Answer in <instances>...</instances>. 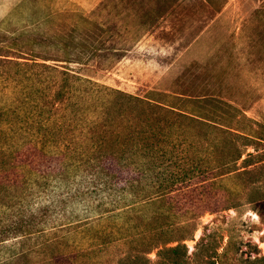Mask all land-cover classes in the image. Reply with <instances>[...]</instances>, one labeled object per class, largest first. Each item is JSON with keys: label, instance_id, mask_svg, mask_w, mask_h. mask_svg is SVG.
<instances>
[{"label": "trees", "instance_id": "obj_1", "mask_svg": "<svg viewBox=\"0 0 264 264\" xmlns=\"http://www.w3.org/2000/svg\"><path fill=\"white\" fill-rule=\"evenodd\" d=\"M68 40L61 47L67 64L82 66L101 55L94 40L72 57L81 41L73 47ZM31 59L37 77L20 81L10 105H0V195L8 192L13 166L26 167L13 173L29 175L24 182L38 188L50 179L67 188L71 172L86 179L54 195L61 223L49 233L26 229L13 237L19 248L8 264H94L95 244L114 239L124 247L120 264H188L184 241L201 215L235 207L241 193L264 206L263 165H256L264 160L258 152L264 143L232 130L227 101L203 95L165 103L92 81L70 65L60 70ZM46 69L52 81L43 77ZM24 97L31 102L22 103ZM91 188L105 200L93 215L119 223L98 231L83 249L63 237L64 207ZM151 251L153 263L146 256Z\"/></svg>", "mask_w": 264, "mask_h": 264}, {"label": "rangeland", "instance_id": "obj_2", "mask_svg": "<svg viewBox=\"0 0 264 264\" xmlns=\"http://www.w3.org/2000/svg\"><path fill=\"white\" fill-rule=\"evenodd\" d=\"M64 38L73 47L81 41L72 57L94 40L101 55L82 66L67 64ZM0 54V105H10L20 81L37 77V67L30 66L36 58L60 70L70 65L82 77L165 103L188 96L222 99L233 108L228 112L234 118L232 130L264 143V0H0ZM45 73L52 81L53 72ZM20 106L17 111H24ZM258 149L264 154V144ZM256 165H263L264 191V160ZM24 169L8 170V192L0 195V264H8L19 248L14 236L26 229L47 234L61 223L54 195L86 179L71 172L67 188H60L57 179L38 188L24 182L29 175L19 177ZM86 194L74 203L65 200L62 231L83 249L98 231L119 223L93 215L105 200L92 188ZM249 197L241 193L235 207L205 212L196 220L184 241L188 264H264V206ZM136 210L143 212L139 206ZM123 251L117 239L97 242L91 262L120 264ZM146 256L155 261V251Z\"/></svg>", "mask_w": 264, "mask_h": 264}]
</instances>
